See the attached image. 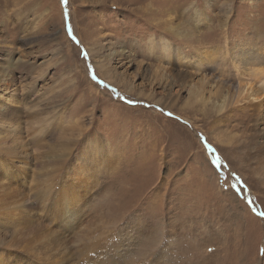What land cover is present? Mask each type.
I'll use <instances>...</instances> for the list:
<instances>
[{
  "label": "rangeland",
  "instance_id": "obj_1",
  "mask_svg": "<svg viewBox=\"0 0 264 264\" xmlns=\"http://www.w3.org/2000/svg\"><path fill=\"white\" fill-rule=\"evenodd\" d=\"M249 52L264 0H0V264H264Z\"/></svg>",
  "mask_w": 264,
  "mask_h": 264
},
{
  "label": "bare ground",
  "instance_id": "obj_2",
  "mask_svg": "<svg viewBox=\"0 0 264 264\" xmlns=\"http://www.w3.org/2000/svg\"><path fill=\"white\" fill-rule=\"evenodd\" d=\"M251 55L253 54L252 52H249ZM248 54V53H247ZM243 55H245V52H243L242 54H241V56H243ZM252 57V56H251ZM253 60L255 59V60H257V62L256 63H260V64H264L263 62H264V56L262 55V56H257V55H254L253 54ZM257 71H258V73L257 74H264V69H261V68H257L256 69ZM262 76H264V75H262ZM250 88V86H247V88H246V84H244V85H238V87H237V96H239V95H241V93H243V92H247L248 91V89ZM247 94V96H245V97H247V98H249V97H251V98H249V100H260L261 98L259 97H254V95L252 94V93H246ZM244 97V98H245ZM239 98V97H238ZM241 99H243V98H241ZM236 101H238V99L236 98ZM252 102V101H251ZM255 102H257V101H255ZM251 105H253V104H251ZM251 113H252V111H251ZM262 113V112H261ZM252 116V115H251ZM252 119V118H251ZM259 120H261L260 119V117H258V119L257 118H255L254 120H253V122H252V124L254 125V126H258V123L260 122ZM260 127V126H259ZM246 128H248V127H246ZM250 128V127H249ZM256 130V129H255ZM260 130V129H259ZM252 132V131H251ZM256 132V131H255ZM260 132H262V131H260ZM247 133V132H246ZM248 134V133H247ZM263 134V133H262ZM259 137H262V135H260ZM258 137V138H259ZM263 141V140H262ZM259 143V142H258ZM264 145V142L262 143H259V146L261 147V146H263ZM259 149V148H258ZM72 214H74V213H69V215H72ZM203 237V236H202ZM217 241V240H216ZM209 242H211V241H209ZM219 242V241H218ZM227 243V242H226ZM209 244V243H208ZM212 244V243H211ZM210 245V244H209ZM213 245V244H212ZM197 246V245H196ZM215 246V245H214ZM213 246V247H214ZM229 246V245H228ZM227 247V246H226ZM205 249H206V251L208 250V247L206 246V247H204ZM217 249H218V247H217ZM217 249H215V250H217ZM31 250V249H30ZM214 250V251H215ZM209 251V250H208ZM213 253V252H212ZM222 253V252H221ZM211 254V253H210ZM212 255V254H211ZM207 256H208V254H207ZM224 255L222 254V257H223ZM225 256H226V253H225ZM214 257V256H213ZM68 258V257H67ZM225 258V257H224ZM203 259H205V260H202V262H199L200 264H211L212 263V261L211 262H209L208 260H207V257H205V258H203ZM211 260V259H210ZM49 264H59V263H49ZM61 264V263H60ZM213 264V263H212Z\"/></svg>",
  "mask_w": 264,
  "mask_h": 264
}]
</instances>
